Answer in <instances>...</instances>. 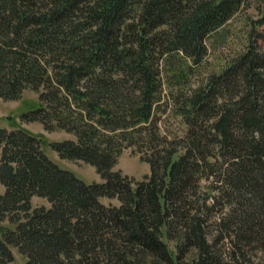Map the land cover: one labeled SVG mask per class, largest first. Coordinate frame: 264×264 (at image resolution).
Segmentation results:
<instances>
[{"label": "trees", "instance_id": "16d2710c", "mask_svg": "<svg viewBox=\"0 0 264 264\" xmlns=\"http://www.w3.org/2000/svg\"><path fill=\"white\" fill-rule=\"evenodd\" d=\"M253 1L245 48L207 70V41ZM25 89L19 116L71 134L50 148L101 181L0 126V264H243L264 243V0H0V98ZM125 148L143 180L113 169Z\"/></svg>", "mask_w": 264, "mask_h": 264}, {"label": "rangeland", "instance_id": "374dc122", "mask_svg": "<svg viewBox=\"0 0 264 264\" xmlns=\"http://www.w3.org/2000/svg\"><path fill=\"white\" fill-rule=\"evenodd\" d=\"M248 6L243 7L225 26L227 29L226 37L224 39H218L215 41L208 40L209 45V66L207 70L215 69L221 66V63L225 59H229L240 48H245L246 40L243 38L244 30L247 28L245 21L247 19H255L260 16V12L257 9V1H253ZM212 42V43H210ZM37 105V93L31 89L23 90L19 98L13 100H4L0 98V126L7 129H13L15 127H23L30 131L32 134H36L42 142V148L48 157L57 163L61 168L72 171L78 178L84 182H99L101 178L97 173L94 166L83 162L81 160L64 159L59 158L57 153L49 146L50 142L62 140L66 138H72V135L58 129L47 130L38 121L23 120L19 115L21 112L34 108ZM113 169L120 170L122 174L128 176L133 182H138L144 179V176L149 173L148 164L139 158V155L133 153L130 148H125L119 155L116 163L113 165ZM207 183L206 179L201 181L200 186L203 190ZM3 191V186L0 183V193ZM100 201L106 205H117V199H109L107 197H100ZM31 204L33 206L48 207L49 203L44 197L33 195L31 197ZM228 212V211H227ZM231 212V211H230ZM229 212V214H230ZM214 218L218 216V213H214ZM213 218V217H212ZM8 224L6 221H0V226ZM215 224L211 221L209 224V230L212 232ZM264 239V237H263ZM166 240V239H165ZM262 240V239H260ZM171 250L175 251V242L167 241ZM217 250H219L225 258H232L233 252L229 250V246L226 241L220 240L216 244ZM243 249L245 250V256L242 261L243 264H264V243H257L252 241L250 244H246ZM194 252L188 251L184 258H191ZM238 255V253H237ZM240 258V257H239ZM241 259V258H240ZM8 264H27L26 257L14 251V260Z\"/></svg>", "mask_w": 264, "mask_h": 264}]
</instances>
